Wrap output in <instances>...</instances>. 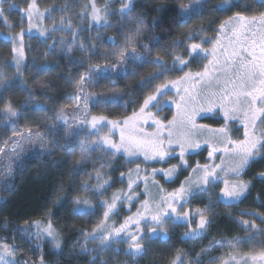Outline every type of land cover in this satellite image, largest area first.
I'll return each instance as SVG.
<instances>
[{
    "label": "snow or ice",
    "instance_id": "1",
    "mask_svg": "<svg viewBox=\"0 0 264 264\" xmlns=\"http://www.w3.org/2000/svg\"><path fill=\"white\" fill-rule=\"evenodd\" d=\"M112 2L113 0H108L102 9L97 8L94 0L86 6L90 7V14L84 12L76 17L84 20L90 16L92 24L84 29L73 24V17L65 19L61 16L57 25V17L52 15L57 9H45L41 12L37 0H27L26 7L20 11L23 13L22 22L24 19L28 22V32L36 26L33 24L34 19L37 23L45 18L52 22L51 27L38 29L41 42L47 45L49 54L60 51L68 55L78 48L88 57V63L85 66L84 60L79 61L84 70H78L76 79L67 80L73 88L68 96L72 104L45 117V120L52 121L44 125L48 129L47 133L40 131L38 124L35 126L36 131L32 127L21 129L17 126L22 109L29 102H34L31 89H27L28 99L25 105L16 108L11 101H6L0 107L3 126L11 131L6 139H0V186H14L17 171L22 173L32 159L43 161L44 157L51 156L59 148L61 139L79 148L77 168L93 152L101 153V157H97L98 161L102 157L110 158L111 162H101L98 168L94 163L93 172L85 173L88 180L80 186L81 191L94 194L97 204L93 205L87 198L72 200L76 206L73 208L74 214H95L97 207L102 209L101 219L95 227L90 232L81 230L84 245H81L80 254H99L93 256L89 264H97V261L99 264H109L108 260L100 257L107 252L119 254L120 249L113 245H127L124 250L127 257H141L146 252L145 241L151 242L158 237L165 240L169 238V224L185 227L186 231L182 234L185 241L204 238L213 223L214 215L209 213L214 204L232 206L242 202L252 186L251 180H244L243 175L252 163L264 160V0H255L253 5L245 4L243 7V0H221L217 4H211L210 0H188L187 3L178 2L174 7L165 4L153 7L151 11L156 13H175L171 18L179 24H187L194 17H204L206 6L208 15L214 12L229 13L224 19L208 20L205 17L212 36L205 35L206 29L201 24L197 29H188L183 33L182 39L174 40L168 45L170 50L166 55L171 58V66L159 54L153 56L149 44L140 43V38L149 28L154 30L159 26L162 33L170 32L171 25L167 28L163 26L165 18H154L149 25L146 13L133 15L137 0H118L120 7L109 11ZM5 5L8 9L17 8V5L12 0H0V17L4 18V23L11 30L15 25L8 24ZM59 11H67V5ZM114 15H118L121 22L127 20L134 28L127 32L123 27L120 28L122 43H117L115 36L108 37L112 50L100 53L103 64L92 63V57L97 55L96 45L81 39L80 34L90 31L92 26L116 27L109 19ZM212 25L216 27H211ZM57 32L69 33L72 38L55 39L54 34ZM24 33L25 29L21 25L18 33L6 37L13 45V64L10 66H14L15 79L19 81L22 90L26 84L22 70L26 59ZM50 39L53 42L47 44ZM93 39L99 40L100 34L97 33ZM151 42L153 46L158 45L160 38L153 36ZM181 47L184 52L178 54L177 50ZM197 57L207 62L193 72L190 66ZM145 64L154 71L146 79L141 78L140 86L142 89L151 88V91L131 115L108 119L105 115H92L88 111L89 101L106 105L116 104L123 98L115 89L105 93H92L90 89L94 82L101 77L116 80L130 66ZM173 71L182 75H178L176 79H168L167 75ZM133 73L135 74V68ZM9 79L0 69V98L13 87ZM158 80L162 82L154 84ZM34 84L41 88L49 87L43 81H34ZM171 89L176 90L175 96L164 100ZM162 103L175 105L177 112L171 119L159 118ZM37 107L40 111H49L44 105ZM152 108L157 111H151ZM207 115H213L222 122L216 127L197 122L198 118ZM147 127L152 130H146ZM58 134H62L61 139H56ZM200 150L207 152L206 161L190 164L189 157ZM65 154L68 157L75 156V148H66ZM120 159H125L129 164L134 163L136 167L129 169L127 173L120 172L121 182L127 180L126 190H117L110 198L104 199L113 183L110 174H105L104 169L112 168L113 163ZM173 159L178 163L170 164L167 168L148 169L151 164H165ZM217 159L219 163L215 162ZM141 163L145 165L143 169ZM188 169L189 174L171 192H166L155 179L157 175H161L166 182L172 183L182 171ZM258 175L264 180V171ZM93 180L95 184H91ZM141 183L144 184L143 193L137 191ZM149 183L161 193L158 199L153 197L151 200H142L137 211L127 216L119 226L114 222L109 224L113 216L119 215L120 206L128 204L131 207L141 195H147ZM217 188L219 193L215 194ZM201 196L208 197V204L194 210L188 207L192 200ZM240 216L256 217L264 225V215L259 213L241 212ZM256 219L236 220L244 230L245 237L213 239L193 259H189L183 250L177 249L168 264H202L200 256L225 245L231 249L227 258H213L211 264H264V227L258 226ZM25 225L14 231L19 232L21 237H28L29 243L31 237L37 240L43 238L52 244L54 251L62 250L60 232L53 225L50 216L47 220L25 222ZM133 227L134 231L131 230ZM33 228L35 232L31 231ZM0 241V264H27L23 258L16 259L18 248L14 242L9 243L8 237L0 238ZM89 241L98 242L97 247L87 248ZM245 244L249 246L246 252L240 250ZM36 248L41 249L42 245L37 244ZM39 264H45L43 253Z\"/></svg>",
    "mask_w": 264,
    "mask_h": 264
},
{
    "label": "trees",
    "instance_id": "2",
    "mask_svg": "<svg viewBox=\"0 0 264 264\" xmlns=\"http://www.w3.org/2000/svg\"><path fill=\"white\" fill-rule=\"evenodd\" d=\"M12 2L17 5V8L8 9L7 5H5V15L8 18V24L15 25V27L10 30L4 23V18L0 17V69H2L10 78L9 83H11L13 87L2 94V98H0V107H3L6 101H11L16 108L25 105V101L28 99L27 89H31L34 102H29L22 109V115L17 121V126L21 129L32 127L33 131H36L37 129L35 126L38 124L40 126L39 130L47 133L48 129H46L44 125L46 123H52V121L45 120V117L53 115L54 111L59 108L72 104L71 100L68 99V96L73 92V88L71 84L67 83V80H74L78 77V70H84L80 67L78 62L84 60L86 66L88 63V57L83 55L78 48L73 51L71 56L65 55L60 51H53L49 54L47 45L41 42L42 38L39 36L38 29L51 27V20L45 18L40 23H37L34 19L33 24L36 26L31 32H28V22L26 19L22 22L21 18L23 13L20 11V9L26 7L27 0H12ZM92 2L93 0H37L41 12L45 9H57L52 12V15L57 17V25L59 24V18L61 16L65 19L73 17V24L84 29H88L92 24L90 16L88 19L84 20L76 17L84 12L90 14L91 9L86 6L90 5ZM94 2L97 8L102 9L108 0H94ZM178 2L187 3L188 0H137L133 12V15L136 13H146V20L149 25L154 18L161 17L165 18L163 25L165 28L171 25V31L168 33H162L158 26L154 30L149 28L140 38V43L149 44L153 56L159 54L166 60L169 66H171V58L166 55V52L170 50L168 45L174 40L182 39L183 33L188 29H197L201 24L206 29L205 35L212 36L213 33L210 30V26L206 22L205 17L208 20L224 19L229 14L224 12H214L211 15H208V9L206 6L204 17H194L187 24H179L175 23L171 18L175 13L160 14L151 11L153 7L160 4L174 7ZM220 2L221 0H210L211 4H217ZM254 3L255 0H243L241 7L245 4L253 5ZM66 5L67 11H59V9L64 8ZM119 7L120 4L118 3V0H113L109 11H115ZM101 15H103V13H101ZM109 19L110 23L116 24V27L105 28L103 26H92L90 31H83L80 34L81 39L89 43H95L96 45L97 55L92 57V63H104V61L100 59V52L96 40L93 39L97 33L101 32L104 34V44L106 45L109 43V47L112 48L111 43L108 41V37L119 34L121 27L124 29L131 26V23L127 20L121 22L118 15H114ZM21 25L25 29L23 42L25 45L24 50L26 59L22 68L24 72V80L26 81L24 90L21 89L19 81L15 79L16 74L14 66H10L13 64V53L11 52L13 45L11 41L6 39L9 35H15L18 33ZM211 27H216V25H212ZM153 36L160 38L158 45H152L151 37ZM61 37H65L69 40L72 38L69 33L57 32L54 34L55 39ZM52 42L53 41L50 39L47 41V44H51ZM141 51H143V49H141ZM183 52L184 49L182 47L177 50L178 54ZM205 62L206 61L197 57L190 66L191 70L193 72L197 71L200 65ZM133 68H135V74L133 73ZM153 71L154 69L147 64L139 67L133 65L128 68L126 73L122 74L116 80L101 77L98 81L94 82L90 91L99 94L115 89L116 93L123 98L120 99L118 103L112 104V106L109 104L107 105L121 111V108L123 107L122 103L129 102V104L126 105V111L131 114L134 109H137V105L142 103L144 96L151 91V88H141V78L143 77L146 79L149 73ZM178 75H182V73L173 71L167 75V78L176 79ZM34 81H43L49 85V87L41 88L38 85H35ZM161 82L162 80H158L155 81L154 84ZM169 94L173 95L171 92ZM38 105H44L49 111H40L37 107ZM99 105L102 104H94L93 101H89L88 111L92 115L100 114L98 109ZM171 110L172 107L164 108L163 111L165 112V115L159 118L171 119L174 115V112ZM114 113H117V111ZM125 114L126 112L119 114L120 118ZM106 116L109 118L112 117V115ZM197 122L216 127L222 121L217 117L212 116L201 118V120L198 119ZM3 125L4 121L0 118V139H6L7 136L11 135L10 129L5 128ZM61 137L62 134H58L56 139H61ZM68 147L75 148V151L77 148L75 144L69 145L61 139L59 148L55 150L51 156L44 157L43 161L32 159L22 173L17 171L16 178L13 182L14 186H9L7 188L0 186V238L8 237L9 243L14 242L19 251L18 260L23 258V260L27 261V264H39V259L42 253L45 264H89L93 256L99 255L98 253L80 254L81 245H84V236L82 235L81 230L83 229L84 231L90 232L99 219H101L102 209L97 207L95 214H74L73 208L76 206L73 205L72 200L74 198H87L93 205L97 204V199L94 194L81 191L80 186L88 179L85 173L93 172V164L101 163L106 160L102 157L100 161L93 160L88 162V159L77 168L76 161L79 159V155L68 157L65 154V149ZM206 157L207 152L205 150H200L198 153L192 154L189 157V163L195 164L196 161L204 163ZM122 160L123 159H120L118 162L113 163L112 168L104 169V173L110 174V178L113 181L112 186L103 197L104 199L110 198L113 192L120 190L119 187H124V184L127 183L126 179L121 182L120 172L127 173L129 169H133L135 164L133 163L131 166L125 164L124 166L121 163ZM215 162L219 163V160L217 159ZM176 163H178V161L173 159L165 164H151L148 166V169L150 171L151 167L167 168L170 164ZM95 165L97 166V164ZM135 167L136 165L134 168ZM144 167L145 165L141 163V168L143 169ZM113 168L116 170L113 171ZM261 171H264V160H257L247 168L242 178L244 180H251L252 186L247 197L244 198L242 202L232 206H226L223 203L214 204L209 213L210 215H214L213 223L204 238L196 241H185L182 238V234L186 231L185 227L182 225L173 226L169 224L167 225L169 238L165 240L158 237L151 242L145 241L146 252L141 257L130 258L125 256L124 250L127 245L121 244L113 245V247H118L120 249L119 254L107 252L100 258L108 260L109 264H119L120 262H126L129 264H131V262H135V264H168L175 255L177 249L183 250L188 254L189 259H193L201 252V249L207 247L209 242L213 239L220 240L222 238L231 239L233 237H245L246 234L238 229L236 223L238 218H242L240 216L241 212H256L264 215V180L260 179L258 175ZM189 172L190 169L182 171L176 178L175 182L172 183L166 182L161 175H158V177L156 176L158 178L156 181L166 190V192H171L179 186V182L182 181ZM141 176H143V172L141 173ZM229 179H231V177H229ZM220 186L222 187V184ZM137 191L140 193L144 192L143 183L140 184ZM218 193L219 188L215 189V194ZM144 196L145 195H141L140 199L134 201L131 207L128 204L120 206L119 215L113 216L112 220L109 221V224L114 222L119 226L127 216L132 215L137 211L140 207V202L146 199ZM213 200H215V195L213 196ZM208 202L207 196H201L192 200L188 207L193 210L198 207L203 208ZM43 216H46L47 218L43 219ZM49 216L57 231L60 232V238L62 240V250L60 252L54 251L52 244L45 241L43 238L37 240L35 237H31V243H29L28 237H21L19 232L14 231V229L25 227V222L30 223L34 220H47ZM261 227H264V225ZM131 230L134 231V227ZM31 231L35 232V228L31 229ZM13 237H15L14 241ZM258 239L260 238L258 237ZM37 244H41L42 248L37 249ZM97 244L98 242L94 243L89 241L86 244V247L94 248L97 247ZM248 249L249 246L246 244L242 245L240 248L241 251L245 252L248 251ZM229 252H231V249L228 245H225L200 256V260L202 264H211L213 258H227ZM97 264H99V261H97Z\"/></svg>",
    "mask_w": 264,
    "mask_h": 264
},
{
    "label": "rangeland",
    "instance_id": "3",
    "mask_svg": "<svg viewBox=\"0 0 264 264\" xmlns=\"http://www.w3.org/2000/svg\"><path fill=\"white\" fill-rule=\"evenodd\" d=\"M132 28H134V25L131 24L130 27L124 28V31L127 32L130 29H132ZM99 34H100V39L99 40H96V43H97L99 52L100 53H103L104 51H111L112 48L109 47V43H107L106 45L104 44L105 43L104 42L105 41L104 40V34H102L101 32ZM96 35H95V37H96ZM115 36H116V39H117V43H122L123 42V36L120 33L119 34H116ZM208 47H211V46H208ZM72 54H73V51L71 53H69L68 56H71ZM200 67H201V65H200ZM200 67L198 68V70L200 69ZM170 92L173 93V95H170L169 94ZM175 94H176V90L175 89H171V91H169L168 94L163 99L164 100H168L169 97L175 96ZM128 104H129V102L122 103V106L123 107L121 108V111H118L117 108H112V107L108 106L107 104L106 105H99L98 109H99L100 114H96V115H101V114L102 115H105V116L106 115H112V117H110V118L108 117V119H117V118H120V115L119 114H122V113H125V112H126V114L123 115V117L124 116H127V115H131L130 113H127V111H126V105H128ZM109 105L112 106V104H109ZM166 107H172V110L171 111H173L174 114H176L177 109H176L175 105H172L171 103H162V105H161L162 110L159 112V117H162V116L165 115V112L163 111V109L166 108ZM116 111H117V113H114ZM151 111L156 112L157 109L156 108H152ZM146 130L151 131L152 128L151 127H147ZM117 137H118V132H117ZM76 152H77L76 153V156H78L79 155V148L78 147L76 148ZM99 156H101V153H99V152H93L91 154V157L89 158V161L88 162H91L93 160L97 161V159H95V158H97ZM104 158H105L106 161L111 162L109 157H104ZM121 163L124 166H125V164H129V163H126L125 159H123ZM95 164H97V166H96L97 168L100 165V163H95ZM129 165L131 166V164H129ZM134 166H133V169H135ZM157 177H158V175H157ZM157 177L155 179H158ZM134 178H135V176H134ZM94 182H95L94 180L91 181V183H93V184H94ZM126 184H124L125 189H126ZM124 187H119V189H124ZM159 195H161V193H159L157 187L156 186H153L152 183H149L148 184V188H147V195H145L144 197H146V199L151 200V198H153V197H155V198L158 199ZM127 207H128V205H127ZM101 212H102V210H101ZM46 218H47L46 216H43V219H46ZM238 219H248V220H252V219H256V217L243 216L242 218H238ZM38 221H40V220H38ZM256 223H257L258 226H260V227L262 226L259 219H256ZM194 226L195 225H193V227ZM237 226H238V229L245 234L244 230L240 227V225L238 223H237ZM18 257H19V251L17 252V256H16V259L17 260H18ZM119 264H129V263L120 262ZM131 264H135V262H131Z\"/></svg>",
    "mask_w": 264,
    "mask_h": 264
},
{
    "label": "flooded vegetation",
    "instance_id": "4",
    "mask_svg": "<svg viewBox=\"0 0 264 264\" xmlns=\"http://www.w3.org/2000/svg\"><path fill=\"white\" fill-rule=\"evenodd\" d=\"M213 115H207V116H204L203 118H205V117H212ZM214 117V116H213ZM198 119H200L201 120V118H198ZM223 186V185H222Z\"/></svg>",
    "mask_w": 264,
    "mask_h": 264
}]
</instances>
